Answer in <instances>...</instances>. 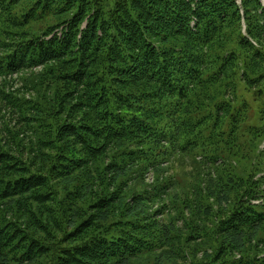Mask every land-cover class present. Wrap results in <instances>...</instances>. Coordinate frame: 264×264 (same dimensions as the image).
Segmentation results:
<instances>
[{"label":"trees","instance_id":"1","mask_svg":"<svg viewBox=\"0 0 264 264\" xmlns=\"http://www.w3.org/2000/svg\"><path fill=\"white\" fill-rule=\"evenodd\" d=\"M0 264H264L262 0H0Z\"/></svg>","mask_w":264,"mask_h":264},{"label":"rangeland","instance_id":"2","mask_svg":"<svg viewBox=\"0 0 264 264\" xmlns=\"http://www.w3.org/2000/svg\"><path fill=\"white\" fill-rule=\"evenodd\" d=\"M263 1V4H264V0ZM15 80L20 83V80L16 77ZM14 80V81H15ZM17 84V83H16ZM198 160L200 161H204L205 158L203 157L201 151H198V155H195ZM236 160H234L235 162ZM171 166V165H170ZM192 172V163L190 162V159H182V160H179V161H175L173 163V165L168 168L167 170V173L168 174H172V173H175L177 175H179V177H182L183 173H189V172ZM178 177V179H179ZM153 181V175L151 173L148 174L147 176V182H152ZM262 202V201H260ZM258 203V201H257Z\"/></svg>","mask_w":264,"mask_h":264}]
</instances>
